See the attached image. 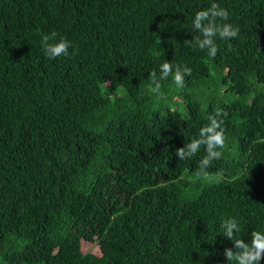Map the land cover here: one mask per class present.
Listing matches in <instances>:
<instances>
[{
	"label": "trees",
	"instance_id": "1",
	"mask_svg": "<svg viewBox=\"0 0 264 264\" xmlns=\"http://www.w3.org/2000/svg\"><path fill=\"white\" fill-rule=\"evenodd\" d=\"M213 2L240 31L211 58L184 42ZM165 60L192 69L161 81L185 113L150 91ZM217 110L219 183L196 176L204 145L176 155ZM233 217L245 243L264 232V0H0V264H237Z\"/></svg>",
	"mask_w": 264,
	"mask_h": 264
},
{
	"label": "clouds",
	"instance_id": "2",
	"mask_svg": "<svg viewBox=\"0 0 264 264\" xmlns=\"http://www.w3.org/2000/svg\"><path fill=\"white\" fill-rule=\"evenodd\" d=\"M229 13L227 9L222 8L218 3H211L206 10H199L195 13L192 21V30L200 33L195 35L194 39L186 40V45L199 47V49L208 50V56L214 58L218 53V46L215 43L217 35L221 39H234L239 35V28L231 23L218 24L217 20L227 21ZM56 33L45 35L41 39V45L45 54L50 59L59 56H67L71 42L61 38L56 41ZM192 69L187 65H173L172 62L165 60L160 65V75L153 70L150 72L149 80L152 87L150 91L156 96L161 95V81L167 80L172 76L176 86L183 88L185 76H191ZM227 115L223 110H217L214 115L208 117L209 123L202 127L199 131V138H193L190 142L185 143L183 147L176 149V155L180 160L189 159L194 156L201 145L205 146L207 155L198 162L197 178L203 177L206 181L219 183L223 176V172H217L215 177L211 176L207 169L213 160H219L223 157L222 150L227 149L225 130L223 128L224 121L221 116ZM219 149V150H218ZM223 235L234 242L235 248L239 251L234 252L232 248H226L224 255L229 262L235 260L237 264H261L264 260V232L253 230L251 233V242L245 243L243 239L236 238L234 233H238L240 225L235 217L227 219L221 225Z\"/></svg>",
	"mask_w": 264,
	"mask_h": 264
},
{
	"label": "rangeland",
	"instance_id": "3",
	"mask_svg": "<svg viewBox=\"0 0 264 264\" xmlns=\"http://www.w3.org/2000/svg\"><path fill=\"white\" fill-rule=\"evenodd\" d=\"M200 86L198 88H196V89H188V91H189L190 94H194V96L196 95L198 98H202L204 100V102H206L208 99L212 98L211 97L212 95H209L208 91H204V92L199 91ZM233 96L234 95L231 94L229 96L228 100L232 99ZM156 99L162 100V102L164 103L165 107H169V108H172V109H179L183 113L186 112L185 107H184V103L181 102L178 99H172V100H166L165 99V101H164V99H161L160 97L156 98ZM96 244L97 243L95 241L94 242H90V243H87V242L84 241L83 242L84 250L85 251H94L93 248H94V246Z\"/></svg>",
	"mask_w": 264,
	"mask_h": 264
}]
</instances>
